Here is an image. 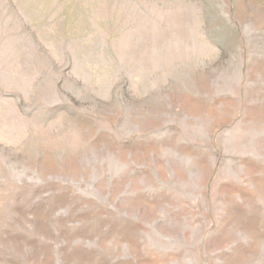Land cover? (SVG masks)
Listing matches in <instances>:
<instances>
[{"label": "rangeland", "instance_id": "374dc122", "mask_svg": "<svg viewBox=\"0 0 264 264\" xmlns=\"http://www.w3.org/2000/svg\"><path fill=\"white\" fill-rule=\"evenodd\" d=\"M0 264H264V0H0Z\"/></svg>", "mask_w": 264, "mask_h": 264}]
</instances>
